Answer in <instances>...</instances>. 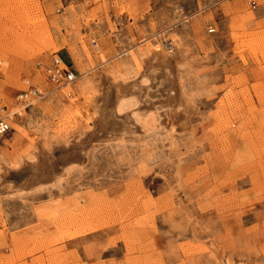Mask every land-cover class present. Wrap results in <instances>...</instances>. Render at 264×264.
<instances>
[{"label":"rangeland","instance_id":"obj_1","mask_svg":"<svg viewBox=\"0 0 264 264\" xmlns=\"http://www.w3.org/2000/svg\"><path fill=\"white\" fill-rule=\"evenodd\" d=\"M256 1L0 0V264H264Z\"/></svg>","mask_w":264,"mask_h":264},{"label":"built area","instance_id":"obj_2","mask_svg":"<svg viewBox=\"0 0 264 264\" xmlns=\"http://www.w3.org/2000/svg\"><path fill=\"white\" fill-rule=\"evenodd\" d=\"M249 3L253 9L257 8L258 3L255 0H249ZM214 29L212 30V32ZM97 43L96 40L93 41L95 45ZM53 63L48 67V77L49 81L53 86H56L57 89L68 86L69 84L74 83L79 76H77L71 65L64 62V60L56 55L53 58ZM1 65V63H0ZM26 89L20 91L17 96L18 102L23 107H28L35 103L36 101L43 98L46 93L40 87L30 85L29 83ZM6 106L0 102V136L5 135L11 130V125L9 123V115H5Z\"/></svg>","mask_w":264,"mask_h":264},{"label":"bare ground","instance_id":"obj_3","mask_svg":"<svg viewBox=\"0 0 264 264\" xmlns=\"http://www.w3.org/2000/svg\"><path fill=\"white\" fill-rule=\"evenodd\" d=\"M256 1V0H255ZM158 43V42H157ZM98 45V43H96L94 46H97ZM160 48V47H159ZM152 50H153V48H152ZM159 50V52H161L162 53V49H158ZM144 51V50H143ZM142 51V52H143ZM155 52V51H154ZM146 53V52H145ZM168 53V52H167ZM147 54V53H146ZM176 54V53H175ZM176 57V56H175ZM146 58H147V56H146ZM145 57H144V59H146ZM166 54H165V52H163V58L161 59V64H159L160 66H163L164 64H163V62L165 63L166 62ZM151 59V58H150ZM149 59V60H150ZM148 60V61H149ZM53 63V62H52ZM156 65V64H155ZM148 67V66H147ZM152 73V72H151ZM154 74V73H153ZM154 82V81H153ZM88 85V84H87ZM115 86V85H114ZM118 88H119V84H118ZM124 88V87H123ZM142 89V88H141ZM117 90H119V89H117ZM116 92V91H115ZM118 92V91H117ZM172 93V92H171ZM116 94V93H115ZM127 94V93H126ZM125 95V94H124ZM132 95V94H131ZM116 96V95H115ZM138 96V95H137ZM112 98V97H111ZM109 99V97H107V100ZM109 105V104H108ZM108 108V107H107ZM120 108V107H119ZM123 111V110H122ZM108 113V112H107ZM109 114V113H108ZM115 117V116H114ZM110 118V117H109ZM118 118V117H117ZM107 119V118H106ZM109 120V119H108ZM125 120V119H124ZM109 124V123H108ZM119 124V123H118ZM123 125V124H122ZM115 126V125H114ZM120 127V126H119ZM138 127V126H137ZM112 128V127H111ZM120 129V128H119ZM107 130V129H106ZM110 131V130H109ZM118 133V132H117ZM26 164V163H25ZM29 170V169H28ZM27 171V170H26ZM33 171V170H32ZM17 172V171H16ZM25 172V171H24ZM22 170H21V174H25ZM30 173H32V172H30ZM5 175L6 176H9V175H11V174H9V171L7 170L6 172H5ZM17 175V174H16ZM222 263V262H221ZM220 263V264H221Z\"/></svg>","mask_w":264,"mask_h":264},{"label":"crops","instance_id":"obj_4","mask_svg":"<svg viewBox=\"0 0 264 264\" xmlns=\"http://www.w3.org/2000/svg\"><path fill=\"white\" fill-rule=\"evenodd\" d=\"M61 58L64 60V62H66L67 64L71 65L73 70H74V65H73V62L70 60V58L62 55Z\"/></svg>","mask_w":264,"mask_h":264}]
</instances>
